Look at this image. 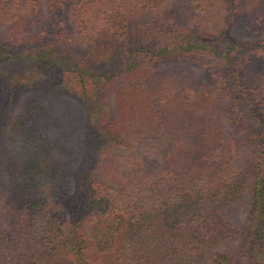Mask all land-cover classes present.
<instances>
[{
    "label": "trees",
    "instance_id": "16d2710c",
    "mask_svg": "<svg viewBox=\"0 0 264 264\" xmlns=\"http://www.w3.org/2000/svg\"><path fill=\"white\" fill-rule=\"evenodd\" d=\"M0 185V264H264V0H0Z\"/></svg>",
    "mask_w": 264,
    "mask_h": 264
},
{
    "label": "rangeland",
    "instance_id": "374dc122",
    "mask_svg": "<svg viewBox=\"0 0 264 264\" xmlns=\"http://www.w3.org/2000/svg\"><path fill=\"white\" fill-rule=\"evenodd\" d=\"M72 44L68 45L71 46ZM72 55L75 58H82L84 55H86V51L85 50V45L82 43V41H79L77 44L72 45ZM96 56L93 53H90L89 55L87 54V59H91L93 61L96 60L93 59V57ZM26 101V95L21 96L18 100L17 103L15 105V108L13 110V114H17L23 107V105L25 104ZM69 101V102H68ZM71 102H73V104H70V99H61L59 98L57 100V112L59 114H66L68 117V122L71 124V129L74 130L75 134H77L78 130L81 128V124H82V120H83V116H84V112H82L81 110H78V105L76 108V104H75V100L71 99ZM78 110V111H77ZM144 159L146 160V163L148 164V166L152 169H158L159 168V162L151 157L145 154ZM4 189L1 187L0 185V198H2V194H3Z\"/></svg>",
    "mask_w": 264,
    "mask_h": 264
}]
</instances>
